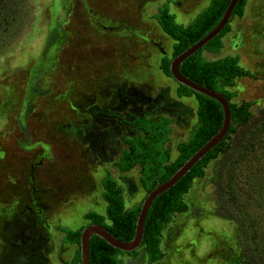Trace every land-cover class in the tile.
I'll list each match as a JSON object with an SVG mask.
<instances>
[{
	"label": "rangeland",
	"instance_id": "rangeland-1",
	"mask_svg": "<svg viewBox=\"0 0 264 264\" xmlns=\"http://www.w3.org/2000/svg\"><path fill=\"white\" fill-rule=\"evenodd\" d=\"M10 1L0 16V264H67L77 246L62 244L59 228L85 227L87 212L104 213L106 173L122 186L126 209L146 195L138 167L120 173L114 166L122 138L136 134L132 116L170 120V161L188 139L197 100L178 97L177 83L160 69L174 41L152 16L168 1L176 22L187 25L209 0ZM230 26L219 54L204 55L236 56L253 75L226 88L235 93L231 103L249 104L252 121L264 110V0H247ZM235 129L231 147L242 126ZM229 154L220 149L193 179L187 211L162 232L164 256L154 264H245L237 225L215 212L218 175L237 197V164L224 168ZM119 258L147 264L143 248Z\"/></svg>",
	"mask_w": 264,
	"mask_h": 264
},
{
	"label": "trees",
	"instance_id": "trees-1",
	"mask_svg": "<svg viewBox=\"0 0 264 264\" xmlns=\"http://www.w3.org/2000/svg\"><path fill=\"white\" fill-rule=\"evenodd\" d=\"M230 0H209L194 18L187 24L176 22L175 15L170 13L169 2L163 3L153 14V19L160 29L174 41L169 57L160 62L162 72L170 77L171 60L206 36L220 21ZM247 0H240L232 11L229 23L222 31L195 54L183 61L180 73L192 81L214 91L224 94L229 101L231 125L225 138L211 150L190 172L181 178L172 188L157 197L151 204L144 222V235L140 248L144 249L147 264L160 261L164 254L161 251V235L173 221L175 214L185 213L187 205L183 200L192 186L194 178L204 176V168L211 159H215L220 149L230 152L226 157L225 170H232L237 164V197L230 180L218 175L215 181L216 215L231 220L237 225V243L240 259L245 264H264V110L252 121L249 104L237 106L231 103L234 92L226 90L232 87L239 78L250 77V71L239 65L238 57L225 56L209 60L204 53L219 54L223 48L222 38L231 31L230 22L242 18ZM10 0H0V16L10 11ZM178 97L194 96L197 100L196 124L186 141L176 146L177 157L170 161L166 144L171 140L170 120L166 117H149L144 112L132 116L127 122L135 131L131 138H122L125 149L120 154L115 168L126 173L139 168V183L146 194L158 184L167 181L170 176L198 149H200L220 129L223 111L220 104L209 97L200 95L191 89L177 84ZM235 126H242L237 133L233 146L227 142ZM254 161L255 164H250ZM247 164L246 172L241 174L242 165ZM239 173V175H238ZM101 198L105 203L103 214L87 212L84 219L90 224L103 226L116 239L128 242L134 234L136 220L141 202L126 209L123 199V188L110 173L100 180ZM146 196V195H145ZM245 197V198H243ZM83 227L72 230L61 227L62 244L77 246L73 257L67 264H80L79 242ZM127 254L135 258L137 250L121 252L108 245L97 236H92L89 244V264H122L119 256Z\"/></svg>",
	"mask_w": 264,
	"mask_h": 264
},
{
	"label": "water",
	"instance_id": "water-1",
	"mask_svg": "<svg viewBox=\"0 0 264 264\" xmlns=\"http://www.w3.org/2000/svg\"><path fill=\"white\" fill-rule=\"evenodd\" d=\"M240 0H230L218 24L202 39L197 41L191 47L187 48L175 58L171 60L169 70L170 77L182 86L192 91L216 100L223 111V121L220 129L214 134L200 149H198L191 157H189L171 176L170 178L158 184L151 192L143 198L136 220L135 234L128 242L116 239L101 225H87L83 227L80 235L79 252L80 264H89V244L92 236H97L104 240L111 247L124 253L138 250L142 244L144 235V222L152 202L164 192L172 188L181 178L185 177L190 170L197 165L211 150H213L225 138L231 125V112L229 101L224 94L201 86L180 73V66L183 61L195 54L200 48L205 46L210 40L215 38L222 29L229 23L231 14L235 6Z\"/></svg>",
	"mask_w": 264,
	"mask_h": 264
},
{
	"label": "flooded vegetation",
	"instance_id": "flooded-vegetation-1",
	"mask_svg": "<svg viewBox=\"0 0 264 264\" xmlns=\"http://www.w3.org/2000/svg\"><path fill=\"white\" fill-rule=\"evenodd\" d=\"M176 19V18H175ZM159 26V25H158ZM171 78V77H170ZM142 114V113H141ZM139 116V115H138ZM171 127V126H170ZM171 137H172V134H171ZM127 173V172H126ZM113 177V176H112ZM103 178V177H102ZM101 178V179H102ZM118 183V182H117ZM120 185V184H119ZM185 196V195H184ZM184 198V197H183ZM124 199V198H123ZM143 200V199H142ZM89 225V224H88ZM91 225V224H90Z\"/></svg>",
	"mask_w": 264,
	"mask_h": 264
}]
</instances>
